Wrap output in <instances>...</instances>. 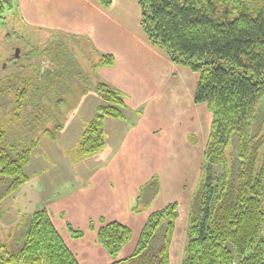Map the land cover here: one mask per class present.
I'll return each instance as SVG.
<instances>
[{
	"label": "trees",
	"instance_id": "trees-1",
	"mask_svg": "<svg viewBox=\"0 0 264 264\" xmlns=\"http://www.w3.org/2000/svg\"><path fill=\"white\" fill-rule=\"evenodd\" d=\"M97 1L106 7L111 4V0ZM137 2L150 42L163 48L172 62L198 73L194 101L206 103L210 113L202 173L189 203L181 264H264V140L257 139L253 131L257 106L264 98V0ZM14 7L13 0H0L1 23L5 11ZM49 46L43 49L53 48ZM113 64L111 54H102L98 63ZM35 84L32 91L40 95L41 81ZM96 93L100 103L81 132L80 156L93 155L105 146L106 118H125L121 91L100 81ZM19 94L25 98L26 89ZM6 141L7 130L0 121V184L4 189L0 200L28 180L24 168L32 150L30 146L8 150ZM232 144L234 153H228ZM213 166L220 168L216 178L212 177ZM158 182L152 177L142 191L156 189ZM138 205L139 199L134 210ZM178 217L176 200L149 213L133 250L125 257L119 253L132 238L127 225L102 221L90 229L112 259L109 264H171ZM66 226L72 238L84 236L82 230L69 223ZM24 228L17 250L0 244V264H80L46 208L35 210Z\"/></svg>",
	"mask_w": 264,
	"mask_h": 264
},
{
	"label": "rangeland",
	"instance_id": "rangeland-1",
	"mask_svg": "<svg viewBox=\"0 0 264 264\" xmlns=\"http://www.w3.org/2000/svg\"><path fill=\"white\" fill-rule=\"evenodd\" d=\"M13 2L15 7L6 10L4 20L0 22V121L7 130L8 150L14 148L20 151L28 146L32 150L30 161L24 168L29 176L28 180L0 200V244L7 249L17 250L21 234L25 230L24 225L32 213L57 201L65 203L72 200L73 196H70L83 187L89 173L105 160L107 152L104 147L93 155L80 156L78 150L81 132L94 116L100 100L96 86L98 82L104 81L101 65H98L104 52L96 48L88 33L57 28L49 23H31L21 13V0ZM110 11L113 18L121 17L128 21V25L131 22V27L135 24L134 17L138 9L132 0L121 1ZM49 45L53 48L43 49ZM178 76L174 78V75H163V78L181 85ZM37 79L41 81L38 86L40 95L32 91ZM190 82H195V76ZM23 89H26L27 94L25 98H20L19 93ZM42 89L45 91L42 92ZM171 89L166 88V91L169 93ZM19 102L22 105L20 107ZM181 106H184V102ZM187 107L170 111L172 118L169 119V124L176 131V141L169 150L161 148L157 152L158 162L152 168L158 181L163 180L167 188L179 189L168 193V198L159 199L155 203L156 206L162 205L174 198L179 202V217L170 247L171 264H181L187 237L189 203L202 173L210 120L205 105L194 107V112L198 110V114L196 119L191 120L187 119ZM126 112L129 116V108ZM256 112L253 131L257 139L264 140V98L258 104ZM163 120L164 124L168 121L165 117ZM106 121L109 123L112 120ZM106 127L105 124L107 144L113 142L115 146L117 137L109 127L106 131ZM167 131L170 135L171 129L168 128ZM188 131H192L198 139L197 144L190 146L185 142ZM154 132L161 134L163 138L165 127H158ZM234 150L235 146L232 144L227 152L234 153ZM140 154L142 157L148 156L147 152ZM165 154L169 156L168 161H165ZM211 172L214 175L212 177L216 178L220 172L219 166H213ZM159 187L160 184L156 189L147 187L142 191L138 205L140 210L147 208L150 200L148 197H153ZM3 190L0 184V194ZM59 224L61 225L60 222ZM62 234L80 264H109L112 261L95 239L90 245L88 242L83 243L94 237L93 232H87L86 240L80 239L81 237L71 240L66 227L62 229ZM261 235L264 236V228ZM129 251L130 246H127L119 257Z\"/></svg>",
	"mask_w": 264,
	"mask_h": 264
},
{
	"label": "crops",
	"instance_id": "crops-1",
	"mask_svg": "<svg viewBox=\"0 0 264 264\" xmlns=\"http://www.w3.org/2000/svg\"><path fill=\"white\" fill-rule=\"evenodd\" d=\"M121 1L125 0H111V4L106 7L97 0H21L20 9L23 17L31 23L41 25L49 23L57 28L64 27L70 31L88 33L97 49L114 57L112 66H100L102 75L105 82L124 95L129 116L125 109L124 119L104 120V131L106 124V131L109 127L114 131L110 130L111 133L117 137L115 146L113 142L107 144L108 139L105 135L104 147L107 152L105 160L92 169L83 187L70 196H73L72 200L65 203L57 201L46 209L66 244L62 234V229L65 227L67 229L66 223L84 232L80 239L86 240L87 232H93L94 237L83 242H88V245L93 239L96 240L95 230L90 229L91 224L97 227L102 221H118L127 225L132 231V238L119 253L120 255L127 246H130L129 253L123 256L125 257L133 250L148 214L166 206L175 198L162 205L156 206L155 203L159 199L168 198V193L179 190L177 187L167 188L163 180L159 181V190L153 197H148L150 200L147 208L140 210L137 207V210H134L137 200L142 197V188L156 176L152 168L158 162L157 152L161 151V148L169 150L171 145L175 144L177 136L174 127L171 128L169 124V119L172 118L169 115L170 111L174 112L188 106L187 119L191 120L196 119L198 114V110L194 112V107L207 105L194 101L198 73L187 66L172 62L163 48L150 42L141 25L140 6L137 0H132L138 9L134 17L136 27L135 24L131 27V22L128 25V21L121 17L113 18L109 10ZM163 75L167 77L174 75V78L179 75L178 81L182 84L177 85L174 80H164ZM194 76L195 82L191 83ZM166 88L172 89L168 93ZM182 102L184 106H181ZM163 117L168 119L165 124ZM107 119L112 121L107 123ZM209 126L210 120L206 141ZM158 127H165V132H162L163 138L161 134L154 132ZM168 128L171 129L170 135ZM184 140L190 146L198 142L192 131H188ZM174 149L175 147L172 148ZM141 152H147L148 156L142 157ZM165 157V161H168L169 156L165 154ZM69 238L79 239L72 238L70 234ZM99 246L105 251L100 244ZM105 254L110 258L106 251ZM106 256L104 257L107 260Z\"/></svg>",
	"mask_w": 264,
	"mask_h": 264
}]
</instances>
